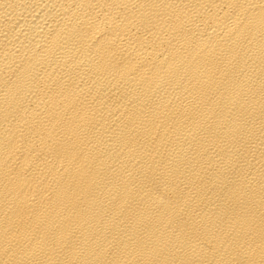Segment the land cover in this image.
Here are the masks:
<instances>
[{"label":"bare ground","instance_id":"obj_1","mask_svg":"<svg viewBox=\"0 0 264 264\" xmlns=\"http://www.w3.org/2000/svg\"><path fill=\"white\" fill-rule=\"evenodd\" d=\"M0 264H264V0H0Z\"/></svg>","mask_w":264,"mask_h":264}]
</instances>
